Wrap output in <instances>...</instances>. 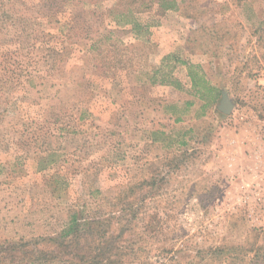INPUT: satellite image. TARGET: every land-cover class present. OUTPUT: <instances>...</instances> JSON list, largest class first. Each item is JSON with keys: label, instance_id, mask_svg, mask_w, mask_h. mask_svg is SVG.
Instances as JSON below:
<instances>
[{"label": "rangeland", "instance_id": "obj_1", "mask_svg": "<svg viewBox=\"0 0 264 264\" xmlns=\"http://www.w3.org/2000/svg\"><path fill=\"white\" fill-rule=\"evenodd\" d=\"M176 9L0 0V264H264V13Z\"/></svg>", "mask_w": 264, "mask_h": 264}, {"label": "crops", "instance_id": "obj_2", "mask_svg": "<svg viewBox=\"0 0 264 264\" xmlns=\"http://www.w3.org/2000/svg\"><path fill=\"white\" fill-rule=\"evenodd\" d=\"M208 5V11L204 13L203 16L202 13L198 15H192V17L187 18L185 15H181L179 12L183 9L185 6L187 0H176L177 3V9L176 12L179 14V18L182 20L181 22L184 23V20H191L193 23V28H196L197 31H201V29H197L198 23H206L210 29L208 31L211 32V34L216 33V28L213 27L212 24L217 22L219 19L224 20V22H231L237 17L238 21L241 23H244L247 19L245 16L249 15L255 17V18H262L264 10L258 6V3L261 4V0H205ZM263 6V4H261ZM240 12L239 16L237 15ZM185 25V24H183ZM188 29V28H187ZM221 49V50H220ZM219 50L216 49H207L206 54L213 55V56H220L225 55L227 52H231L228 49L220 48ZM220 57H217V59ZM213 61L217 64L216 57L213 58ZM209 62V61H208ZM214 63V65H215ZM211 65V63H210ZM204 69V68H203ZM217 67L213 69V71H217ZM262 75V73H260ZM264 76V75H262ZM259 81L260 78H257ZM261 83V82H260ZM222 100V97L220 100H218L217 108L219 109L220 102Z\"/></svg>", "mask_w": 264, "mask_h": 264}, {"label": "water", "instance_id": "obj_3", "mask_svg": "<svg viewBox=\"0 0 264 264\" xmlns=\"http://www.w3.org/2000/svg\"><path fill=\"white\" fill-rule=\"evenodd\" d=\"M232 103L229 101V99L227 98V96H223L222 100L220 102V106L219 109L228 112L231 108H232Z\"/></svg>", "mask_w": 264, "mask_h": 264}, {"label": "built area", "instance_id": "obj_4", "mask_svg": "<svg viewBox=\"0 0 264 264\" xmlns=\"http://www.w3.org/2000/svg\"><path fill=\"white\" fill-rule=\"evenodd\" d=\"M258 85H259L261 92L263 93V96H264V84L258 82ZM262 136H264V135H262Z\"/></svg>", "mask_w": 264, "mask_h": 264}, {"label": "trees", "instance_id": "obj_5", "mask_svg": "<svg viewBox=\"0 0 264 264\" xmlns=\"http://www.w3.org/2000/svg\"><path fill=\"white\" fill-rule=\"evenodd\" d=\"M255 95V94H254ZM257 95H255V97H256ZM255 97H253V99L255 98Z\"/></svg>", "mask_w": 264, "mask_h": 264}]
</instances>
